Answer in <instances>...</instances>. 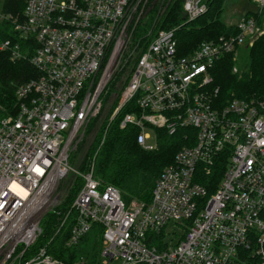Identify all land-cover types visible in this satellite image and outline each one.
<instances>
[{"label":"built area","instance_id":"obj_1","mask_svg":"<svg viewBox=\"0 0 264 264\" xmlns=\"http://www.w3.org/2000/svg\"><path fill=\"white\" fill-rule=\"evenodd\" d=\"M1 1L0 22L10 24L12 38L0 51L20 61L33 41L35 76L16 90V115L0 118V264H68L52 255L54 245L62 240L74 249L94 229L101 230L102 264H264V102L224 103L219 88L209 90L213 64L261 34L254 21L242 20L240 34L183 58L177 29L159 32L136 61L89 172L80 173L71 154L103 110L135 0H27L22 17L5 13ZM253 1L264 8V0ZM184 7L189 22L209 9L203 0H184ZM132 106L120 129L138 128L137 143L147 152L158 149L150 131H185V145L148 203L127 204L94 174L109 127ZM71 174L82 188L58 212V187ZM50 213L59 219L41 243ZM73 264L91 263L81 257Z\"/></svg>","mask_w":264,"mask_h":264},{"label":"trees","instance_id":"obj_2","mask_svg":"<svg viewBox=\"0 0 264 264\" xmlns=\"http://www.w3.org/2000/svg\"><path fill=\"white\" fill-rule=\"evenodd\" d=\"M26 1L8 0L6 4L4 2L3 10L5 13L15 16L21 15L22 11H24L23 9H25ZM224 2L225 0H203V4L209 8L208 12L192 22L188 21L187 14L184 11V0H169V2H165L168 7L160 17L154 18L153 34L148 42L157 36L156 33L158 34L159 31L177 29L175 36L178 54L183 58L194 53L203 43L216 42L221 37L232 38V36L240 34L236 25L227 26L225 21L222 20ZM150 19V24H152V18ZM251 19L258 29L263 30L264 8L248 12L245 15V20ZM153 24L148 26L147 23L145 27L139 28L140 36L144 35ZM3 25H5V29L8 28V31L2 28ZM11 38L10 24L0 22V43ZM22 48L24 49V46ZM244 51L243 64H237L238 67H236L240 68L239 73H233L232 68L236 66L234 54L224 56L215 62L210 70L213 79L209 90L212 91L219 88L220 98L223 99L224 103L233 98L255 99L264 102V34L256 37L253 44L247 46ZM31 69L33 68H31L30 64L25 63V60L12 62L9 53L0 51V105L5 110L10 111V113H6L13 116L16 115L18 111L16 90L18 86L33 78ZM119 96L115 99L116 102L119 100ZM113 107L110 109L109 115ZM130 110L131 108H125L121 117L116 122H112L107 132L105 143L97 157L94 174L105 185L117 188L126 203L130 204L133 200L148 203L151 200L157 180L164 169L173 163L175 156L182 148L180 146V142L183 141L181 136L185 131H178L176 135L169 136L166 130L154 129L155 134L158 136V149L154 152H147L137 143L138 128L128 127L125 130L120 129L119 124L123 116L129 113ZM107 119L108 117L102 125H98V133L93 145L80 165L79 169L84 173L89 172L90 161L101 142ZM92 126L95 128L96 124ZM177 141L179 142L176 143ZM73 180L74 178L72 183ZM82 185V179L75 180L69 193L70 195H68L69 197L63 202V211L68 210L70 206L67 207V205L74 201ZM58 217V215L50 213L46 218L41 243L47 242L50 239L49 237L52 236L53 227L57 219H59ZM74 249L66 248L61 240L52 248V255L56 259L65 262L64 259L67 254ZM74 253L73 251L72 254L74 255ZM81 257H76L75 260L68 264H73Z\"/></svg>","mask_w":264,"mask_h":264},{"label":"rangeland","instance_id":"obj_3","mask_svg":"<svg viewBox=\"0 0 264 264\" xmlns=\"http://www.w3.org/2000/svg\"><path fill=\"white\" fill-rule=\"evenodd\" d=\"M5 1L6 0L1 1L3 7H4ZM6 2H5V4H6ZM165 2H169V0H145L137 6V4H136L137 0H135V2L133 3L134 6H132L131 9L129 10L128 21H127V23H125L127 25L125 34L126 35L128 34V35L126 38V43H125L123 52L121 54V59L119 61L118 70L115 72L113 77H111V79L108 81V84L105 87V89L102 93V96H101V100H102V104H103V110H102L101 114L99 115V117L96 120H94V122H92V125L96 124L95 128H93V126L91 125L92 127L90 126L89 129L86 130V132H84V130L81 131L80 136L77 138V141L75 143V147L72 151L71 159H70V166L75 171H78L80 173H84L79 168H80V165L82 164L83 159L86 158L85 155L87 154L88 150L93 145V142L97 136V133H98L97 127L99 124L102 125V123L108 117V119L106 120V128H107V126L110 122V119H111L113 113L115 112V109H116L115 107H116L117 102H118V101L116 102L115 99H117L118 95H120L121 91L124 89V87L129 82L132 70L136 64L137 59L141 56L142 52L144 51V49L148 45L147 42L152 37V34H153L152 31L154 29V24H153L154 18L160 17L164 13V10L168 7L167 6L168 4L166 5ZM223 9H224V12H223L222 20L225 22L226 21H232L235 23L236 22L239 23L242 20H244L245 19V13L258 11V7L254 3L253 0H225ZM22 13H23V11H22ZM22 13H21V15H18V16L22 17ZM150 18H152L151 23L153 24V26L151 28H148V31H146L144 33V35L140 36L141 32H140L139 28L145 27L147 23H148V26L152 25V24H150V21H151ZM227 26H228V23H227ZM2 28L5 29V25H3ZM10 28H11V26H10ZM5 31H8V28H6ZM260 31H261V34L258 35V37L264 34V29L263 30L260 29ZM159 32H161V31H159ZM156 35H157V33H156ZM255 38L246 40L244 45L241 46L239 48V50L234 54V61H235V65H236L234 68H232L234 74L239 73L240 68H236V67H238L237 64H240V65L243 64L242 60H243V57H245L244 49L247 46H251L253 44ZM5 41L6 40L2 41L0 43V46ZM33 47H35V44L33 41H32V43H30V45H25V47L23 49L24 58L22 59L23 61L25 60V63L30 64L31 68H33L31 65L32 48ZM123 55L124 56L127 55V58L123 57ZM122 57H123V59H122ZM31 70L33 71L32 76L34 77L35 71L33 69H31ZM112 107H113V110L110 112V115H109L108 113ZM133 110L136 111L134 106H132V110H130V112H132ZM6 112L10 113V111L5 110L0 105V118L6 117V116H12L11 114H8ZM137 113H139L138 110H137ZM122 114H123V112L120 113V115H117L115 117V119L113 120V123L116 122L118 120V118L121 117ZM106 128H105V130H106ZM149 135L152 138L149 142L155 143V140H154L155 132L150 131ZM101 142H102V139H101ZM101 142H100V144H101ZM178 142L179 141H177L176 143H178ZM182 142L183 141L180 142L181 147H183L185 145V143L183 142V144H182ZM90 164H91V161H90ZM73 178H74L73 183L75 182V180L81 179L78 176L71 174L68 177V179H66V181H64L58 187L57 194L59 195V197H61L63 199V202L69 197L68 195H70L69 193H70L72 185H73V183H72ZM207 188H209L210 195L214 194L213 185H208ZM63 202H62V207L59 208L58 212H65L66 211V210L63 211ZM133 202H135V203L136 202L137 203H146V202H139L136 200L131 201V203H133ZM72 203L71 204L69 203L67 205V207L71 206ZM56 215H58V214H56ZM57 222H58V219H57L55 225L57 224ZM52 226H53V223H52ZM53 229H54V227H53ZM100 233H101L100 229H94L90 233V235L79 246H77L73 250L75 252L74 255L72 254L73 251H71L69 254H67V257L64 259L65 262L70 263L73 260H75L76 257L82 256V257H86L90 261L91 264H102L103 259H102V256H100L101 251H102V246H101V240L102 239H100V236H101ZM174 233H177L178 236H181L180 229L174 230ZM52 235H53V233H52ZM174 241H176V240H174ZM99 261H100V263H99ZM108 264H120V262L113 261V262H110Z\"/></svg>","mask_w":264,"mask_h":264},{"label":"crops","instance_id":"obj_4","mask_svg":"<svg viewBox=\"0 0 264 264\" xmlns=\"http://www.w3.org/2000/svg\"><path fill=\"white\" fill-rule=\"evenodd\" d=\"M254 12V11H253ZM248 13V12H247ZM247 13H245V15L247 14ZM226 24L228 23V26H234V25H237L238 24V22H232V21H226L225 22Z\"/></svg>","mask_w":264,"mask_h":264}]
</instances>
